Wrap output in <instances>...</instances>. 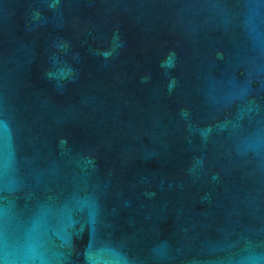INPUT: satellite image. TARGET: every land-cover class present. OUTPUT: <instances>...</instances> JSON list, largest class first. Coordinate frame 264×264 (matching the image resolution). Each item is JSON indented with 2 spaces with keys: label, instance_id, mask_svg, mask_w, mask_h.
Returning <instances> with one entry per match:
<instances>
[{
  "label": "water",
  "instance_id": "95a60500",
  "mask_svg": "<svg viewBox=\"0 0 264 264\" xmlns=\"http://www.w3.org/2000/svg\"><path fill=\"white\" fill-rule=\"evenodd\" d=\"M0 264H264V0H0Z\"/></svg>",
  "mask_w": 264,
  "mask_h": 264
}]
</instances>
